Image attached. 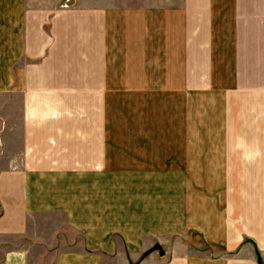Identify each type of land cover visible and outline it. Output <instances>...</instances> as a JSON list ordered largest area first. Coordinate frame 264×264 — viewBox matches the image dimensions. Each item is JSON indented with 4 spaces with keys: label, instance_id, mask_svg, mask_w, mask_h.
Listing matches in <instances>:
<instances>
[{
    "label": "crops",
    "instance_id": "crops-1",
    "mask_svg": "<svg viewBox=\"0 0 264 264\" xmlns=\"http://www.w3.org/2000/svg\"><path fill=\"white\" fill-rule=\"evenodd\" d=\"M216 1L0 0V264H264V75L248 126ZM197 97L229 134L204 149Z\"/></svg>",
    "mask_w": 264,
    "mask_h": 264
},
{
    "label": "rangeland",
    "instance_id": "rangeland-1",
    "mask_svg": "<svg viewBox=\"0 0 264 264\" xmlns=\"http://www.w3.org/2000/svg\"><path fill=\"white\" fill-rule=\"evenodd\" d=\"M176 1V0H175ZM261 0H247V10L244 9L245 13H251L253 5L258 4ZM237 0H220L216 1V6L220 10H222L223 15L215 18V25L218 26V32L220 37L224 36V41L226 34H229L230 38V82L227 93H229L228 100L230 102L231 114L232 112L240 114L245 110L246 112V120L245 123L248 126L253 125V120H249V115H252L254 101L256 99V94L254 92V88L256 85V81H254V72L257 74L264 75V61L261 59L260 53L264 52V16H252V15H237L239 12H236ZM223 5L225 6V10H223ZM240 7L242 4L239 3ZM245 52V53H244ZM244 54V80L241 79L243 76L241 74V57ZM256 55V58H255ZM240 58V72H238V59ZM264 59V55L262 56ZM262 85H264V80H262ZM239 86V88H238ZM264 91V89H263ZM264 97V94H263ZM139 98H135L136 100ZM182 100L183 98H166L167 105H172L174 100ZM156 100L155 98L152 99ZM141 104V102L139 101ZM219 103V99L216 97H197L192 99V104L197 106L198 108V120L192 122L193 129L199 137V142L202 144V148L206 147L205 138L206 137H217L221 135H229L227 134L226 128L223 125L222 121L217 116V105ZM206 106H210L209 108V119L206 121V117L202 115L206 114ZM217 113V114H216ZM219 115V114H218ZM262 117L264 119V110L262 113ZM253 116V115H252ZM188 125L189 123L186 121L180 131L183 132V136L188 135ZM195 129V130H194ZM198 130V131H197ZM176 131L175 129L167 130L166 134H170L171 132ZM192 132V133H193ZM249 133V130H248ZM208 135V136H207ZM250 135V134H248ZM199 143V144H200ZM186 149L188 146H183ZM180 156V155H179ZM82 168V167H81ZM83 169V168H82ZM82 178V177H81ZM84 178H82L83 182ZM155 193H151L150 200L153 201V197H156ZM194 237V236H193ZM196 237V235H195ZM4 239L14 240V238L9 237H0V241ZM183 242H185V248H183L182 252H179L181 255H191V256H199L202 258L206 257H214L220 251L219 248H213L210 246H204L203 241L198 242L197 237L194 239V242L188 241L184 237L182 238ZM175 239L170 238L167 243H174ZM200 243V244H199ZM10 247H13L11 245ZM204 248V249H201ZM206 248V249H205ZM203 251V252H202ZM175 252H169V257L164 260L162 264H171L175 257ZM257 257L260 261V257L257 254ZM1 258V252H0ZM157 261V257L150 258V264H154ZM261 262V261H260Z\"/></svg>",
    "mask_w": 264,
    "mask_h": 264
}]
</instances>
